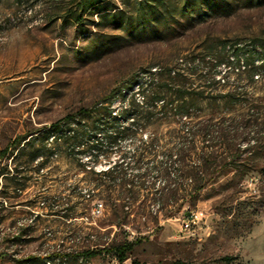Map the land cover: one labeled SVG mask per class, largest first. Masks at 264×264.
Instances as JSON below:
<instances>
[{"label": "rangeland", "instance_id": "obj_1", "mask_svg": "<svg viewBox=\"0 0 264 264\" xmlns=\"http://www.w3.org/2000/svg\"><path fill=\"white\" fill-rule=\"evenodd\" d=\"M223 43L264 45V0H0V151L132 81L138 118L136 135L113 144L97 136L98 159L72 156L62 139L45 151L43 168L41 158L29 160L31 145L0 158V232L25 222L14 244L1 235L0 264H264V67L252 75L251 65L228 63ZM152 66L174 68L172 91L204 92L189 100L191 117L146 108L139 85ZM163 83L151 91L162 94ZM124 106L120 97L112 104ZM198 119L228 123L236 140L220 136L214 155L210 140L200 142L187 162H215L204 187L196 193L182 177L159 204L156 166L173 162L174 179L175 153ZM120 170L146 171L151 188L123 184ZM192 210L204 217L183 233ZM128 241L135 245L124 263L105 251ZM85 250L98 252L78 256Z\"/></svg>", "mask_w": 264, "mask_h": 264}, {"label": "trees", "instance_id": "obj_2", "mask_svg": "<svg viewBox=\"0 0 264 264\" xmlns=\"http://www.w3.org/2000/svg\"><path fill=\"white\" fill-rule=\"evenodd\" d=\"M203 14L205 15V13ZM220 48L226 53L228 63L237 64L243 69H246L247 66L251 65L250 69L252 71V75H257L260 68L264 67V45H257L253 43H223ZM222 63L224 62H220L218 65H221ZM154 68L156 71L157 67L155 66H152L147 70L151 74V76L146 79L148 81L142 82L139 85V91L142 94L146 108H159L163 113H166L169 109L174 108L179 117H191L192 110L190 108L189 100L194 99V97H204V92H189L184 89H179L177 91H180V93H176L175 91H172V88L170 87L171 82L175 81L177 78V72L174 68L170 67L166 69L165 72H161L160 69L156 73L151 72ZM158 74H161V78H156V75ZM163 75H165V77H163ZM161 80L165 81L162 85L166 86L163 93L159 94V91H151L157 84H160ZM134 85L135 81H132L125 88L113 90L105 98V100L98 101L91 107H83L77 112L68 114L62 119L49 124V126H44L43 128L36 129L32 132L16 136L5 148L0 151V158L5 156L8 158L13 156L15 153L17 155L21 152L22 147L31 145L33 153L29 160L34 161L41 158L40 167L43 168L45 163L48 161V158H43V156L46 155L45 151H50L53 143L62 139L63 142L66 143L72 156L81 159L82 156H85L86 154H94V158L98 159L101 151V143L99 142V138H97L98 135L110 144L118 142L121 138L136 135V132L131 129V125L134 126L138 121V118L133 117L131 112L134 104ZM148 93H151L152 96L149 97L150 94ZM187 95H190V98H187ZM117 97H120V100L125 105L119 112H115L112 107V104L115 102ZM125 122L129 123L125 125ZM256 127L258 128V126ZM258 129H261L264 133V122H262ZM220 136L225 137V140L228 143H231L236 140L237 135L234 128H231V125H228V123L221 125V123H211L209 120L205 121L202 119H198L193 122L190 128H187L186 135L182 136V143L175 153V161L179 163L177 164V167H174L178 173L174 176V179L169 177L170 170L173 167V162L165 164L162 163L161 165L156 166L158 173L163 177L162 186H158L156 189L159 194L156 196L159 204L166 199L165 189L171 193H176L182 188V177L190 178L191 181H194L195 186L192 190L196 193L204 187L205 177L202 175L209 171L215 162L204 164L199 161V163L194 164L187 162V159L188 156L191 157V153L202 148V146H199L200 142L205 143L207 140L211 141V153L214 155L217 151L216 147ZM255 139L252 140L254 146L250 145L249 142V144L244 148L246 157L253 154L254 147L256 146L255 143H257V139L256 142ZM90 142L91 144H89ZM241 154L242 152L239 153V155L237 154L235 157H239ZM232 160H234L233 157ZM111 167L112 170L115 168V166ZM8 168L9 166L7 165L5 169L7 170ZM110 168L102 171V173L107 175L111 174V170H109ZM117 173L125 185L128 183L133 187L138 186L140 188H151V186L146 183V171H141L132 177L122 170ZM210 173V177H213L214 174L212 171ZM2 174H7V172H3ZM135 176L137 177L136 179ZM1 221L2 216L0 215V223ZM20 238L21 237L13 238L11 240L12 244ZM134 245L135 242L128 241L110 248H105V251L107 253L113 252L118 257L120 262L124 263L128 258L127 254ZM97 252L98 250H85L80 252L78 256L89 258L96 255ZM34 258L35 257L25 259V264H30L31 260Z\"/></svg>", "mask_w": 264, "mask_h": 264}, {"label": "built area", "instance_id": "obj_3", "mask_svg": "<svg viewBox=\"0 0 264 264\" xmlns=\"http://www.w3.org/2000/svg\"><path fill=\"white\" fill-rule=\"evenodd\" d=\"M103 210V203H96L93 207V214L99 215L101 214ZM204 217V212L202 210H192L188 212V214L182 218L181 223H180V231L181 232H186V233H193L194 226L198 225L199 222L202 220ZM21 229H22V221H19L17 226L13 228H9L8 232L1 231L0 232V237L1 235H8V236H14V235H21ZM51 260H47V263H50Z\"/></svg>", "mask_w": 264, "mask_h": 264}, {"label": "bare ground", "instance_id": "obj_4", "mask_svg": "<svg viewBox=\"0 0 264 264\" xmlns=\"http://www.w3.org/2000/svg\"><path fill=\"white\" fill-rule=\"evenodd\" d=\"M29 221H33V219H30ZM31 222H29V223H31ZM25 225V222H22V227ZM16 236H18V235H14V236H11L12 238H15Z\"/></svg>", "mask_w": 264, "mask_h": 264}, {"label": "crops", "instance_id": "obj_5", "mask_svg": "<svg viewBox=\"0 0 264 264\" xmlns=\"http://www.w3.org/2000/svg\"><path fill=\"white\" fill-rule=\"evenodd\" d=\"M16 237H19V235H18V236H16ZM16 237H15V238H16ZM12 239H13V238H12Z\"/></svg>", "mask_w": 264, "mask_h": 264}]
</instances>
